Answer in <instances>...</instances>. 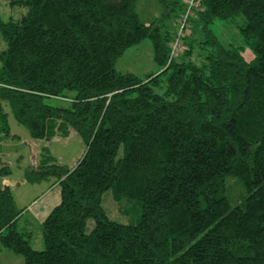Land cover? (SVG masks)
I'll list each match as a JSON object with an SVG mask.
<instances>
[{
	"label": "trees",
	"instance_id": "1",
	"mask_svg": "<svg viewBox=\"0 0 264 264\" xmlns=\"http://www.w3.org/2000/svg\"><path fill=\"white\" fill-rule=\"evenodd\" d=\"M160 1L167 12L148 25L138 0H14L27 13L0 18V132L6 103L34 139L74 130L86 145L73 169L46 148L25 173L61 191L43 221V251L20 231L23 212L0 186V251L22 264H264V0H199L190 26L203 37L186 31L173 58L176 30L165 21L185 4ZM217 20L239 24L253 59L213 34ZM146 39L162 71L145 80L118 72L126 50ZM229 178L245 190L235 206ZM108 192L137 209L135 222L110 219Z\"/></svg>",
	"mask_w": 264,
	"mask_h": 264
},
{
	"label": "rangeland",
	"instance_id": "2",
	"mask_svg": "<svg viewBox=\"0 0 264 264\" xmlns=\"http://www.w3.org/2000/svg\"><path fill=\"white\" fill-rule=\"evenodd\" d=\"M14 0H0V18L4 22L11 20L18 21L27 13V9L13 3ZM137 12L140 21L144 24H151L164 17L167 10L160 0H138ZM183 11L178 9L172 13V16L166 19L165 23L169 30H177V20L181 17ZM241 23L242 20L238 19ZM239 25V24H238ZM237 23L217 20L210 25L213 34L225 45L240 48L247 60L254 57L252 49L245 43ZM188 40L198 41L203 37L201 29L197 26H189L187 30ZM7 49V43L0 31V52ZM200 50L196 49L194 58L198 59ZM116 69L120 73H130L143 80L150 75L159 74L162 69L155 61L154 48L150 39L142 41L140 44L130 47L124 55L118 60ZM53 106L65 107L68 102L59 99L46 100ZM4 110L7 113L8 133L0 132V170L5 168L7 175H0V186H3V180L12 177L17 181L12 187V192L16 201L17 210L23 212L19 220V229L22 232L30 234L31 246L36 251L45 249L43 221L45 216L39 211L45 208L46 204L50 206L59 204L61 201L60 187L54 189L52 193L44 194L50 188L46 181L41 183L22 184L25 173L28 170L36 169L43 159L44 150L49 148L50 155L63 166L73 169L86 151V145L82 137L74 130L68 137H55L51 142L46 140L34 139L27 127L21 125L13 115L9 105L4 103ZM19 184H22L21 186ZM245 193L243 185L235 178L227 180V194L232 205L242 202ZM108 192L103 197V207L110 219L123 224H131L136 221L137 209L132 205L123 206L115 203ZM39 211V212H38ZM41 215V217H40ZM95 226L94 220H89L87 232H91ZM4 252V250H3ZM6 252V251H5ZM0 253V264H18L16 255H7ZM12 254V253H11ZM19 256V255H18Z\"/></svg>",
	"mask_w": 264,
	"mask_h": 264
},
{
	"label": "built area",
	"instance_id": "3",
	"mask_svg": "<svg viewBox=\"0 0 264 264\" xmlns=\"http://www.w3.org/2000/svg\"><path fill=\"white\" fill-rule=\"evenodd\" d=\"M182 1L185 4V10L177 21V30L175 32L174 41L171 46V58L176 57L184 49L183 38L186 31L189 29L190 20L196 16L197 11H203V8H201L200 6L199 0Z\"/></svg>",
	"mask_w": 264,
	"mask_h": 264
},
{
	"label": "crops",
	"instance_id": "4",
	"mask_svg": "<svg viewBox=\"0 0 264 264\" xmlns=\"http://www.w3.org/2000/svg\"><path fill=\"white\" fill-rule=\"evenodd\" d=\"M0 162H2V161H0ZM3 186H8V187H10L11 188V190H12V187H13V185L14 184H16L17 183V181H14V180H12V177H7V178H5L3 181ZM46 182H48L49 184H50V188L49 189H47L46 191H45V193L44 194H46V195H48V194H50V193H52V191L54 190V189H56L57 187H58V182H56V181H54V180H47ZM25 183H27V180H26V178L24 177V180H23V182H22V184H25ZM22 184H19L20 186L22 185ZM53 204V203H52ZM50 205V206H48L47 204H46V206H45V208H41L39 211L42 213V217L43 216H45V219H46V217L49 215V213L53 210V208L55 207V206H57L58 205V203L54 206V205ZM38 211V212H39ZM40 217H41V215H40ZM4 252H5V250H4ZM3 251H0V253H4ZM5 253H8L7 255H15V254H11V252H8V251H6ZM17 257H21V256H18V255H16ZM23 258V257H22ZM22 263H24V258L23 259H20L19 260V258H18V264H22Z\"/></svg>",
	"mask_w": 264,
	"mask_h": 264
}]
</instances>
